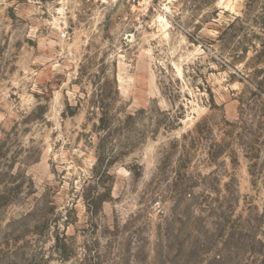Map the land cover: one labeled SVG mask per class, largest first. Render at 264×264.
<instances>
[{
    "label": "rangeland",
    "instance_id": "obj_1",
    "mask_svg": "<svg viewBox=\"0 0 264 264\" xmlns=\"http://www.w3.org/2000/svg\"><path fill=\"white\" fill-rule=\"evenodd\" d=\"M0 264H264V0H0Z\"/></svg>",
    "mask_w": 264,
    "mask_h": 264
}]
</instances>
